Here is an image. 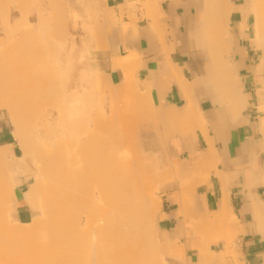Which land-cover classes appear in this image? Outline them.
Wrapping results in <instances>:
<instances>
[{
	"label": "bare ground",
	"instance_id": "bare-ground-1",
	"mask_svg": "<svg viewBox=\"0 0 264 264\" xmlns=\"http://www.w3.org/2000/svg\"><path fill=\"white\" fill-rule=\"evenodd\" d=\"M56 1L48 0L47 6L51 4L49 9H41L40 4V11H37V17H39L37 25L45 37L34 33L30 19L25 20V30L5 31L4 40L0 36V109L9 112L19 132V151L21 152L20 155L16 153L17 156L11 158L9 153L12 146L0 147V264L213 263L216 255L210 249V245L219 244L220 247V242L226 236L230 239V236L238 230L235 229L236 224L233 225L237 221L226 191H222L224 196L218 210L212 213L201 214L196 203L188 202L191 197L189 201L192 202L194 194L196 195L195 184L207 178V170H210L209 166L215 162L213 148L211 147L209 155L202 153L204 156L190 169H185L184 166L178 168L177 165L174 167L169 163L171 166L161 172L157 159L151 153L145 152L142 144L141 132L148 124L155 123L158 120L157 117L162 120L164 118L163 121L169 118L170 123L167 122V125L176 126L177 121L180 122L176 119L180 117L192 120L191 107L183 116H180L178 111L177 116L176 110L173 109H171L174 111L172 114H170L171 111L168 114L166 108L165 112L162 111L164 108L161 112L154 111L150 92L142 101L141 93L134 90L137 85L136 87L133 85L135 82L131 77L132 72L136 71L138 61L132 53L125 58L115 59L112 63V68L125 67L128 70V76L126 74L120 87L117 85V89H111L106 95L103 93L104 97L100 95L102 99L104 98L103 100L100 98V103H96L93 96L94 78H87L88 71H92L91 62H94L95 57L85 63L84 56H80L82 61L76 66V70H82L79 78L80 85L54 86L51 74L44 71V60L50 56L55 57V53L58 54L56 57L65 54L67 60L76 56V41L73 40L70 43L66 39L68 37L65 33L67 30L64 29L66 24H60L62 27H58V24L53 26L50 22L61 15L65 17V14L63 15L64 1ZM18 2L20 3V0ZM93 3V6L97 8L98 2L93 1ZM203 8L205 11L203 35L204 38L211 36L208 42L205 43L203 40V46L207 48L210 61L209 67L207 66L209 77L204 78L206 81L203 80L209 82L210 86H219V89L217 88L219 93L222 89L221 93L229 103L230 114L237 119L247 105L246 97L241 96L244 82L241 83L238 73L241 65L234 61V45L230 38L223 36L230 16L237 8L229 0H203ZM150 9L149 12L147 10L149 17L152 14ZM18 10H21L20 7ZM238 10L243 15L240 31L243 33L249 30L250 26L255 27L258 38L256 49L262 51L260 63L254 69V73L262 77L257 92L258 110L264 114V0H245ZM18 16H21V13L13 12L11 17ZM9 18L7 23L10 25ZM105 18L106 21L109 20L108 17ZM98 32L94 42L97 46L102 45L101 48H103L107 35L104 34L105 30L101 32L98 30ZM107 47L110 46H106L105 50L108 49ZM171 66L168 69L172 72L173 66ZM174 74L176 75V72ZM170 78L167 80L170 81ZM168 81H166L167 84H170ZM200 82L196 83L199 85ZM196 83L188 86L194 87ZM120 98L125 100L124 107L118 109L116 103ZM57 99H60V103L55 109ZM104 101L108 103L111 113L105 109V103H101ZM97 104L101 106L98 107L99 111L96 110ZM94 109L97 116H94ZM170 115L175 116L173 120L177 124L173 122L172 117H168ZM262 120L264 121V118ZM156 123L153 125L158 128L159 125ZM161 123H164L162 133L168 136L174 131L168 129L165 122ZM184 124H187L188 126H185L191 130L194 127L192 123L190 125V122H184ZM165 126L169 130L168 133ZM175 130L179 129L175 127ZM260 131L259 133L264 137L262 121ZM161 140L163 143L164 138L162 137ZM262 150L264 151V140L259 147V151ZM261 170L264 178V168ZM174 179L183 182V186L179 189L181 193L182 191L184 193L186 188L191 194L193 192V196L186 190L181 197L178 195L182 199L178 202L179 207L182 206V208L178 209L190 210L191 214L187 211L184 213L182 210L179 213L183 212L182 217L189 214L188 217L192 222L198 219L201 226L197 229V233L202 232L205 235L204 238H200L199 247L193 246L198 250L195 262L186 258L185 249L176 253L170 244H160L154 230L161 220L156 211L157 208H161V203L156 202L153 195L154 189L164 181ZM30 181H33V184H29ZM25 186L28 189L23 191ZM252 187L254 188L253 184ZM19 194H22L21 198ZM187 194L189 197L186 196ZM22 207L29 210L30 220L27 222L21 219L20 208ZM248 208L253 212L259 225L264 227V203L254 200ZM11 222L16 224V228L10 232L13 239L9 241L10 235H6V238L5 234ZM218 229L221 232H217ZM165 255H167V261L162 259Z\"/></svg>",
	"mask_w": 264,
	"mask_h": 264
},
{
	"label": "crops",
	"instance_id": "crops-1",
	"mask_svg": "<svg viewBox=\"0 0 264 264\" xmlns=\"http://www.w3.org/2000/svg\"><path fill=\"white\" fill-rule=\"evenodd\" d=\"M149 1H104L105 8L111 11V15L114 17V20L113 17L111 19L112 23L114 21L117 22L116 25L112 24L110 34L115 56L125 58L132 53L137 58V68L135 69L134 77L140 93L150 91L154 111L161 112V109L164 108L162 109V111L164 110L163 112L167 109L168 114L169 111L172 114L176 110V114L180 111L178 112L179 115L183 116L191 107L193 121L191 119L190 121L183 119L180 116L179 118L177 114L176 117L179 119L176 120H180V122L177 121L178 124H183L178 125L173 120L175 116L170 115L168 117H172L173 122L178 126L170 124L169 127L167 125V122L170 123L168 121L169 118L167 121H163L164 118L162 120V118L157 117L158 120L155 123L158 122L156 123L159 125H157L158 128L153 125L155 123H150L141 132L143 148L145 152L151 153L157 159L159 170L163 172L171 165L174 167L177 165L178 168H183V166L185 169L192 168L202 156L211 153L212 147L215 152V162L212 164L213 166H209L210 168L208 169L210 170H207L206 173L207 178L201 183L195 184V203L201 214L215 212L218 210L224 196L222 191H226L225 193L228 194L229 203L237 221L233 225L236 224L235 229L237 228L238 230L236 229L237 233L233 234L237 235V241L232 245V248H235L234 251L228 245L229 236H226L220 242L221 248L219 244L212 245L211 250L216 256L211 264H264V227L259 225L253 212L248 208L249 204L254 200L255 202L257 200V202L264 203V178L261 172V168H264V151H259V147L264 140L262 134L259 133L261 120L264 117L258 110L259 96L257 91L259 89L255 86L258 78V75L254 73L255 53L251 46L247 45L250 29L243 33L240 31L243 15L238 8L244 4L245 0H229L237 9L232 12L228 27L223 31V36L230 38L234 45L233 56L235 63L241 65L238 72L241 83L246 82L245 84L242 83L241 96L246 97L247 105L237 119H234L230 114L229 103L226 97L223 96L224 94L221 93L222 89L219 93V86H210L211 84L205 82L206 79H204L209 77L207 66L209 67L210 61L207 48L203 46V40L206 43L211 36L209 35V38L206 36V40L203 35L205 32L203 0ZM149 9L152 13V18L151 16L149 17ZM106 25L109 26L110 24L107 23ZM200 37L203 38L202 41ZM138 63L140 66L137 65ZM169 66L172 67L173 73L168 69ZM138 67L141 68L138 69ZM118 70L117 74L124 73L122 70ZM174 72H176V75ZM169 77H171L170 81L167 80ZM172 77L174 78L173 80ZM198 80H202L203 83ZM166 81L170 82V84L168 83V85ZM192 81L200 83L198 85ZM163 82L165 84H162ZM195 83L197 85H194V87L188 86ZM190 87H192L191 90ZM157 116L160 115L157 114ZM181 119L184 122H190V125L192 123L194 125L192 130L188 129L186 127L188 123L184 124ZM161 122H165L167 128L169 127L168 129L171 131L174 130L170 133L171 136L162 133V125L164 126V123L162 124ZM166 126L164 127L165 129ZM175 127L179 130H175ZM3 131L4 129L1 128L0 142L8 139V136ZM159 134L165 140H163V143ZM163 144L164 146H160ZM6 145L12 146V144ZM181 182L178 180L170 183L165 182L160 188L162 208L159 213L161 220L158 223V231L163 244H176L179 247H183L186 258L195 262L198 250L196 249L197 247L193 246L198 245L199 247L201 239L195 236L193 225H191L192 222L190 217H188L191 214L190 210L187 211L185 209L183 211V209H180L184 213L186 211L189 212L186 217H182L183 212L179 213L180 210L178 208H182V206L179 207L180 203L178 205V202L182 200L180 198L182 193L179 190L182 186ZM252 194L253 196H251ZM177 196L179 200H177ZM238 243L239 245H237Z\"/></svg>",
	"mask_w": 264,
	"mask_h": 264
},
{
	"label": "rangeland",
	"instance_id": "rangeland-1",
	"mask_svg": "<svg viewBox=\"0 0 264 264\" xmlns=\"http://www.w3.org/2000/svg\"><path fill=\"white\" fill-rule=\"evenodd\" d=\"M40 1L41 2L39 3L38 0H20V3H19L18 0H0V36H1V39H3V40L5 39V31L16 32V31L25 30L26 29V26H25V24H26L25 20L26 19H30V25L32 23L34 33L37 36L41 35L42 37L43 36L45 37V35H43L41 28L39 29V27L37 25L38 24L37 23L38 18H39V17H37V14H38L37 11H40V9H39L40 4H41V6H40L41 9H49L51 4L49 6H47L49 4V3H47L48 0H43V1L40 0ZM62 1H64V3L63 2L62 3L65 5V7L63 6L64 11H65V13L63 12V15L65 14V17L64 16L62 17V15H61V17L60 16L58 17V15H59L58 14L57 15L58 18H55L54 20H52L53 19L52 18L51 19L52 21H50V22L53 26H56V24H58L57 25L58 27L59 26L62 27L60 24H66L65 25L66 27L64 26L65 27L64 29L67 30V32H65V33H67L66 36H68V37L67 38L65 37V38L68 39L70 43H72L73 40L76 41V56H74L71 60H67V58L65 57V54L61 55L60 57H56L57 53H55L56 58L50 56L49 58H46L44 60V64H43V68H45L44 71H48L51 74V77L53 78V81H54V86H66V85L73 86L76 84L80 85V79L79 78L81 76L80 73L82 70H76V66L79 63H81L80 61H82L81 60L82 58L80 56H84L83 62H85V63H88L92 57H95L94 62H91V68H92L91 70L92 71L91 72H90V70L88 71L89 73L87 74V78H89V77H91L92 79L94 78L93 81H95V84L93 87H94L95 91L93 92V96H94V100H96V103H97V102L101 101V99H102L101 96L104 97L103 93H104V95H106V93L110 92L111 89L112 90L114 88L117 89V87H116L117 85H118V87H120L122 80L126 77V74L128 76V70L125 67H123V69H122V67L112 68V63L114 62V60L116 58L117 59L119 58V57L115 56L114 45H113L112 41L110 40V34L112 31V24L116 25L117 22L114 21L112 23V21L110 19V18H112L111 11H109L105 8V4H104L105 0H62ZM93 1H96V3L98 2L97 8H95L93 6L94 5ZM59 3H61V2H59ZM63 4H61V5H63ZM45 5L48 8H46ZM54 6H55V4H54ZM18 7H20L21 10H18ZM37 9H39V10H37ZM13 12H19V13H21V16H18L17 18H12L11 16H12ZM8 17H10L9 18L10 25L7 23ZM105 17H108L107 19H109V20L106 21ZM31 20H32V22H31ZM107 23H109L110 25L107 26L106 25ZM64 29H63V32H64ZM98 30L100 32L105 30L104 34L107 35V37H106L107 42L105 39V42H104L105 46L103 48H101L102 45L97 46V43L94 42L95 36L98 35V33H99ZM255 31H256L255 27L250 26V31L248 33L249 34L248 35L249 42L247 43V45H250L251 48L254 50V53H255V59L254 60H255V68H256L257 65L260 63L259 61H260V57L262 56V51L260 49H256L258 38L256 36ZM108 45L111 48L107 47L108 49L105 50L106 49L105 47ZM96 46L101 48V49L98 50V48ZM53 56H54V54H53ZM57 56H58V54H57ZM61 57H63V58H61ZM117 68L118 69L120 68V70H122L124 73L123 74H121V73L117 74V72L119 71ZM124 68L127 71L126 70L124 71ZM92 72L95 74H90ZM132 73H131L132 74L131 77L134 79L133 81L135 82L133 85L136 87L137 82H136V79L134 77V72H132ZM101 74H103V75H101ZM106 75H108V76H106ZM260 82H262V77L260 75H258L257 84L255 85V86H257V89L260 88V85H261ZM96 84H97V86H96ZM137 87L134 90H136L138 92V91H140V89H139V86H137ZM98 89H99V91H98ZM149 92H142L141 93L140 96L142 98V101H144L146 99ZM98 94H99V96H98ZM97 96L99 99L98 98L96 99ZM124 101H125L124 98H120L117 101L116 104L118 106V109L119 108L121 109L124 107ZM107 102H109V101H107ZM59 103H60V99H57L55 101V105H54L55 109L58 108ZM101 103H105V105H106L105 109L109 112L111 111L110 107L108 106V103H106L105 101L101 102ZM96 107H97V109L96 108L95 109L97 111H99L98 110V107H99L98 104L96 105ZM95 109H94L93 113H95ZM99 114H100V112H99ZM261 115L264 117L263 113H261ZM94 116H97V112L94 114ZM261 121L264 124V121L263 120H261ZM1 128L4 129L3 133H5L8 136V139L0 142V147L4 146L6 144H12V150L10 151L9 156L11 158H14L17 155H20L21 152L19 151V138H18L19 132L17 131L16 126L12 122L9 112L5 109H0V129ZM16 153H17V155H16ZM175 180L177 181V179L170 180V181L166 180L163 183L159 184V186H157V187L155 186L156 187L155 189L153 188L155 190V191L152 190V191H154L153 195L155 197L156 202L161 203V208H162V201H161L162 198L160 195V188L165 182H172ZM29 184H33V181H30ZM181 184L183 186V183H181ZM194 188L193 189L195 192L196 187L194 186ZM27 189H28V187L25 186L23 188V191L27 190ZM185 190L188 192L187 188ZM185 190H184V193H186ZM184 193L182 191V194H184ZM188 193L193 196V192H192V194L190 193V191ZM189 194H187L186 196L189 197ZM21 197H22V194H19V198H21ZM188 197H186V198H188ZM191 198H189L190 201H191ZM193 199H192V202L189 201V203H193V202L195 203V194L193 196ZM161 208L160 209L157 208V210H156L158 216H159V213L161 211ZM20 216L24 222L29 221L30 220L29 210L25 207L20 208ZM191 225H193V228L195 231V236L197 238H204L205 235L202 234V232L197 233V229L201 226V224L199 223V220L197 219L195 222H192ZM15 228H16V224L14 222H11L10 225L8 226V230H7L8 232L6 231V234H5L6 238H7V236L10 235V239H8L9 241H11L13 239V236L10 232H13L15 230ZM154 230H155V233L157 234V238H158L159 243L161 242L160 244H163L161 241V236H160L159 231H158V224L154 227ZM217 232H221V231H219V229H218ZM233 236H235V238H233ZM236 241H237V235H231L230 239L228 240L229 247L233 251L235 250V248H232V245L234 243H236ZM170 245L173 248V250H175L176 253L180 252L181 250H184L183 247H179L176 244H170ZM210 246L212 247V245H210ZM162 257H163L162 259H164L166 261L168 260L167 255L162 256Z\"/></svg>",
	"mask_w": 264,
	"mask_h": 264
}]
</instances>
